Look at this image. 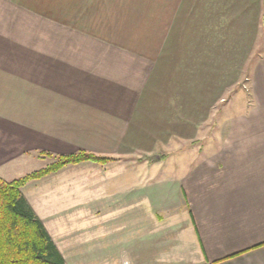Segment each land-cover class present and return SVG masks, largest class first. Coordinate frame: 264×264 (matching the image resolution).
<instances>
[{"label": "crops", "instance_id": "1", "mask_svg": "<svg viewBox=\"0 0 264 264\" xmlns=\"http://www.w3.org/2000/svg\"><path fill=\"white\" fill-rule=\"evenodd\" d=\"M80 149L22 187L66 264H264V0H0V176Z\"/></svg>", "mask_w": 264, "mask_h": 264}, {"label": "trees", "instance_id": "2", "mask_svg": "<svg viewBox=\"0 0 264 264\" xmlns=\"http://www.w3.org/2000/svg\"><path fill=\"white\" fill-rule=\"evenodd\" d=\"M86 160L106 163L110 157L80 149L56 154L51 163L18 178L5 180L0 177V264H66L21 187L64 165Z\"/></svg>", "mask_w": 264, "mask_h": 264}, {"label": "rangeland", "instance_id": "3", "mask_svg": "<svg viewBox=\"0 0 264 264\" xmlns=\"http://www.w3.org/2000/svg\"><path fill=\"white\" fill-rule=\"evenodd\" d=\"M244 81L245 82L247 81V77H245ZM139 156L141 157V159L146 157V155H139ZM139 156L133 155V156H129V158L127 157L126 159H128L130 161H135V160L137 161V160H140ZM49 158L40 157V158L34 160L32 163H25L21 167H18L16 170H10L9 169L10 173L6 175L8 178L5 179V180H8V179L12 180V179L18 178L20 176H23V175H25L27 173H30V172L36 170V169L44 167V166H46L47 164L51 163L54 160V157H49ZM110 160H113V158L110 157ZM165 162L166 163H164V165L162 166L161 170L166 173L167 170L170 169V165L167 164L168 162H167L166 159H165ZM1 172L2 171H0V174H1ZM52 173H54V172H52ZM52 173H49V174H52ZM49 174H47V175H49ZM38 179H40V178H38ZM31 180H33V179H31ZM22 187H21V191H22ZM44 220H45V222H46V224H47V226H48L53 238L55 239V241H56V238H55L56 234H54V231L60 233L59 234L60 243L62 245H65L67 243L69 249L72 246H74V247L78 246L77 245L79 243L78 238H79V235H80V234H77L78 230H80V232L81 231H87V229L89 227L97 224L96 222H94V219H89L88 217H84V216H82V217L81 216L80 217H74V218H61V219L52 218V219H44ZM68 230H71V231L68 232ZM75 232H76V234H75ZM87 236H88V234L85 235L86 239H84V242H88ZM68 252H71V251L69 250ZM83 260H85L87 262L89 261V259L87 257L82 259V261ZM93 263H95V262H93Z\"/></svg>", "mask_w": 264, "mask_h": 264}]
</instances>
